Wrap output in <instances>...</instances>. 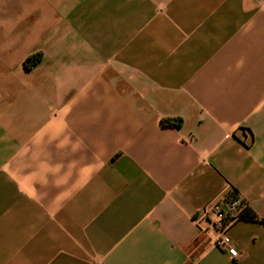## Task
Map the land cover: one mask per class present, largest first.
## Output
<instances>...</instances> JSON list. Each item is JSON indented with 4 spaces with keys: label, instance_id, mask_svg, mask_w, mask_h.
Masks as SVG:
<instances>
[{
    "label": "crops",
    "instance_id": "crops-1",
    "mask_svg": "<svg viewBox=\"0 0 264 264\" xmlns=\"http://www.w3.org/2000/svg\"><path fill=\"white\" fill-rule=\"evenodd\" d=\"M0 264H264V0H0Z\"/></svg>",
    "mask_w": 264,
    "mask_h": 264
},
{
    "label": "built area",
    "instance_id": "built-area-1",
    "mask_svg": "<svg viewBox=\"0 0 264 264\" xmlns=\"http://www.w3.org/2000/svg\"><path fill=\"white\" fill-rule=\"evenodd\" d=\"M245 209L243 203L233 195L219 194L209 201L195 219L197 225L206 220L207 227L202 232L208 239V243L218 249L230 251V256H235L228 241L229 229L242 220Z\"/></svg>",
    "mask_w": 264,
    "mask_h": 264
},
{
    "label": "trees",
    "instance_id": "trees-1",
    "mask_svg": "<svg viewBox=\"0 0 264 264\" xmlns=\"http://www.w3.org/2000/svg\"><path fill=\"white\" fill-rule=\"evenodd\" d=\"M41 58V54L40 53H35V54H32L30 56H28L24 62H23V65L25 68H30L32 66H34ZM179 121H170V120H164L163 123L165 125H170V124H178ZM255 215L254 213L251 211V209L249 207H245V209L243 210V213H242V219L244 220H253L255 219Z\"/></svg>",
    "mask_w": 264,
    "mask_h": 264
}]
</instances>
